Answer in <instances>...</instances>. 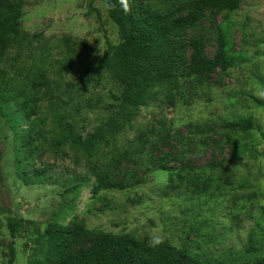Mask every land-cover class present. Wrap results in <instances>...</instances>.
Returning a JSON list of instances; mask_svg holds the SVG:
<instances>
[{"label":"rangeland","instance_id":"rangeland-1","mask_svg":"<svg viewBox=\"0 0 264 264\" xmlns=\"http://www.w3.org/2000/svg\"><path fill=\"white\" fill-rule=\"evenodd\" d=\"M107 1L23 0L20 30L27 36L17 52H5L3 89L27 105L31 121L23 127L32 126V134L18 139L0 119V264H7L11 241L15 264H40L43 236L55 223L68 233L82 226L167 241L204 262H253L264 253L257 227L264 213V0H243L233 13L204 11L178 32L186 71L191 39L201 42L204 58L218 53L219 25L228 26L236 65L164 86L99 153H87L54 133L49 104L59 102L72 132L85 141L107 121L120 120L110 97L117 93L114 80L107 73L97 80L94 71L106 39L121 40ZM142 1L165 12L193 0ZM69 48L76 49L75 60L60 78ZM42 58V70L32 76ZM29 85L39 88L23 99ZM160 119L166 136L157 134ZM12 218L22 219L15 238L7 226ZM69 237L78 252L92 235Z\"/></svg>","mask_w":264,"mask_h":264},{"label":"trees","instance_id":"trees-1","mask_svg":"<svg viewBox=\"0 0 264 264\" xmlns=\"http://www.w3.org/2000/svg\"><path fill=\"white\" fill-rule=\"evenodd\" d=\"M131 11L125 13L119 0H108V17L121 33V40L112 43L105 41V49L98 59L94 71L99 80L105 73L111 76L117 88V93L110 92V97L120 107L119 121L109 120L95 135L83 140L80 135L72 132V125L65 121L59 102L50 100L49 112L53 118L54 133L63 132L61 136L75 145L83 147L85 152L99 150L106 143V138L120 132L130 125L137 110L156 101L160 90L177 83L179 79L205 75L217 68L223 71L232 68L237 63V54L232 49L228 26L219 25V51L211 59L203 57L201 42L196 39L189 41L190 66L182 67L185 46L176 41L175 36L185 28L194 26L202 17L204 11H220L233 13L237 11L243 0H193L185 3L176 11H151L142 0H130ZM23 0H0V119L4 118L18 139L31 136V127L23 125L30 123V115L26 104H19L14 97L3 89L7 81L5 52L13 49L17 52L26 38L20 30ZM186 10L184 15L175 12ZM76 49L66 50L64 62L59 66L57 75L61 78L63 71L68 70L75 60ZM45 59L32 72V76L42 70ZM39 80V79H38ZM39 85H29L24 90L23 99L35 94ZM105 110L115 113L112 103L101 105ZM65 121V122H64ZM169 128L163 119L158 123L157 134L166 136ZM66 133V134H65ZM20 152H23L22 150ZM1 158V151H0ZM212 181L211 172L203 178V188ZM214 193H211L213 195ZM22 219L12 218L7 226L11 238H15ZM259 232L264 237V213L257 222ZM67 227L55 223L44 234L41 243L43 258L40 264H229L225 261L204 262L190 250L177 247L167 241H149L138 238L131 233H113L98 229H88L76 226L70 232L71 238H84L92 235L87 246L78 252L71 250V239ZM13 241L9 244L7 264H15ZM249 264H264V253Z\"/></svg>","mask_w":264,"mask_h":264},{"label":"clouds","instance_id":"clouds-1","mask_svg":"<svg viewBox=\"0 0 264 264\" xmlns=\"http://www.w3.org/2000/svg\"><path fill=\"white\" fill-rule=\"evenodd\" d=\"M119 3L122 7V10L125 12V13H129L131 11V2L130 0H119ZM107 7L110 9L112 7H114V5H107Z\"/></svg>","mask_w":264,"mask_h":264}]
</instances>
